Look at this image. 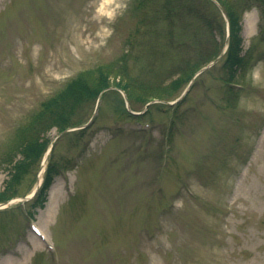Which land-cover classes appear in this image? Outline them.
I'll use <instances>...</instances> for the list:
<instances>
[{
	"label": "rangeland",
	"instance_id": "1",
	"mask_svg": "<svg viewBox=\"0 0 264 264\" xmlns=\"http://www.w3.org/2000/svg\"><path fill=\"white\" fill-rule=\"evenodd\" d=\"M101 1L0 0V189L17 127L78 73L127 51L129 78L167 83L174 64L203 62L209 46L223 44L211 0L168 17L158 6L133 12V0H113L103 8L112 14L98 15ZM240 36L255 56L232 107L220 70L199 68L175 108L112 87L77 141L51 128L65 168L42 206L17 197L0 211V264H264V6L243 12ZM79 110L88 119L94 103ZM42 172L27 174L18 193Z\"/></svg>",
	"mask_w": 264,
	"mask_h": 264
},
{
	"label": "trees",
	"instance_id": "2",
	"mask_svg": "<svg viewBox=\"0 0 264 264\" xmlns=\"http://www.w3.org/2000/svg\"><path fill=\"white\" fill-rule=\"evenodd\" d=\"M133 1L135 10L133 12H141L144 16H146L145 12H155L153 6H158V10H166L167 17L170 16L171 12H201L199 8L193 5L191 0L190 2L185 0L186 3L188 2L186 5H184V0ZM216 1L222 6L228 19L229 36L226 50L220 59V71L222 75L221 80L227 85L228 89H231L243 82L245 71L250 69L255 56H252L255 43L250 48L242 51L240 17L244 11L253 6L263 7L264 0ZM203 20L205 26L210 30L213 29L214 33L215 27L213 23L206 17ZM219 25L221 24L219 23ZM258 38H263V35L259 33ZM219 51L220 48L217 44L211 45L205 53V60L203 62L197 59L195 61L183 60L174 64L172 69L175 67V70L171 74L172 76L174 74L177 75L167 83L129 78L128 67L126 65L127 51L121 53L112 63L96 66L94 69L78 73L66 82L64 88L57 94L41 102L28 121L16 129L13 142L9 145L3 157V161L9 165V176L0 189V202L23 195L21 192L18 193L19 185L25 176L38 166L50 141L47 137L48 131L51 128L62 131L85 121L87 118L80 113L79 109L84 103L93 104L99 92L113 85L123 90L127 97L133 100L144 103L153 99L168 100L170 96H173L184 88L195 72L202 65L214 59ZM109 76L116 79L113 84H110ZM121 76L128 80H122ZM83 132V129L77 130L71 133V138L77 141L75 135L77 134V137H80ZM61 167L59 157L54 155V148H52L48 156L41 185L33 198L32 206L42 205L46 192Z\"/></svg>",
	"mask_w": 264,
	"mask_h": 264
},
{
	"label": "bare ground",
	"instance_id": "3",
	"mask_svg": "<svg viewBox=\"0 0 264 264\" xmlns=\"http://www.w3.org/2000/svg\"><path fill=\"white\" fill-rule=\"evenodd\" d=\"M111 1H113V0H102L100 2V8L98 9L100 12H97L98 15L103 14L104 12H106V14H109V15L112 14V12H107V10H105V9L103 10V8L108 7L110 5ZM51 215H52V208L50 207L47 210V217H50Z\"/></svg>",
	"mask_w": 264,
	"mask_h": 264
}]
</instances>
